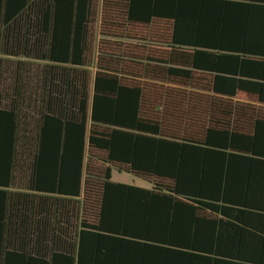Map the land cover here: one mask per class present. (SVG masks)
<instances>
[{"label": "trees", "instance_id": "obj_1", "mask_svg": "<svg viewBox=\"0 0 264 264\" xmlns=\"http://www.w3.org/2000/svg\"><path fill=\"white\" fill-rule=\"evenodd\" d=\"M98 8L128 43L93 58ZM256 105L264 0H0V264H262L200 254L162 215L264 216V190L229 183L264 171Z\"/></svg>", "mask_w": 264, "mask_h": 264}, {"label": "crops", "instance_id": "obj_2", "mask_svg": "<svg viewBox=\"0 0 264 264\" xmlns=\"http://www.w3.org/2000/svg\"><path fill=\"white\" fill-rule=\"evenodd\" d=\"M256 107H261V110H264V105H256ZM238 122L243 128L248 129L247 134H254V123L247 119V115H243ZM259 123L260 130L256 136L264 140V121ZM231 176L229 183L230 186H233L231 187L233 192L241 191V188L246 187V185L252 186L254 191L264 190L263 170L248 173L239 169L233 171ZM137 179L145 182V186L133 184L130 186L151 188V184L147 181L141 178ZM183 202L188 204L177 206L179 208L194 206L198 209H187L186 207V209L176 210L168 214L162 213V215H169V218L173 219L174 227L178 228L177 233L183 235L184 238L196 241L198 246L206 248L207 252L200 254L213 256L241 255L256 260V263L260 261L264 264V216H221L209 210H202L195 202Z\"/></svg>", "mask_w": 264, "mask_h": 264}, {"label": "rangeland", "instance_id": "obj_3", "mask_svg": "<svg viewBox=\"0 0 264 264\" xmlns=\"http://www.w3.org/2000/svg\"><path fill=\"white\" fill-rule=\"evenodd\" d=\"M100 8V6H99ZM98 8V11L96 13L95 17V23L93 25L92 29V38H93V58L96 57L97 55V50L99 46H102V49L104 50H111L115 45H118L119 42H126L128 43L127 40H121L117 38H109L106 37L105 35L101 34L103 29H101L100 23H101V13L100 9ZM12 64H15L16 62H22L25 64L24 68L28 72L29 77H35L36 74H39L42 67L44 66L43 63L40 62H35L31 60H23V59H11L8 60ZM239 99V98H238ZM240 101H245L244 98L239 99ZM95 167L99 168L100 165L98 162L95 163ZM111 180L112 182H118V183H123V184H128V185H136V186H145V182H143L140 179L133 178L130 175L124 174V173H118L115 170H112L111 174Z\"/></svg>", "mask_w": 264, "mask_h": 264}]
</instances>
